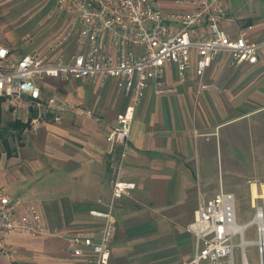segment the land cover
Segmentation results:
<instances>
[{"label": "crops", "instance_id": "obj_1", "mask_svg": "<svg viewBox=\"0 0 264 264\" xmlns=\"http://www.w3.org/2000/svg\"><path fill=\"white\" fill-rule=\"evenodd\" d=\"M152 1L164 12L190 10L176 0ZM222 1L226 15L221 29L229 38L244 33L249 41L264 40V0ZM70 43L30 53L54 62L64 53L78 52L75 40L73 48ZM198 61L194 51L185 82L168 65L164 80L171 92L147 90L136 108L122 166L121 148L107 136L131 101L116 80H46L41 84L44 99L57 95L79 109L93 110L95 118L69 113L56 124L49 114L33 132L29 123L37 115L35 106L14 108L25 129L21 144H8L9 153L4 146L0 155V187L37 206L48 230L97 238L103 220L93 212L107 210L116 179L134 183L136 188L114 203L110 264L189 263L195 238L187 227L198 200L214 199L221 191L234 196L235 208L245 205L251 214L240 226L254 225L257 208L264 214V49L256 63L239 66L230 65L228 54L218 55L203 76L204 84L216 88L199 89ZM12 237L30 239L39 248L30 255L16 251L14 264L80 263L63 240L20 234L7 240Z\"/></svg>", "mask_w": 264, "mask_h": 264}, {"label": "built area", "instance_id": "obj_2", "mask_svg": "<svg viewBox=\"0 0 264 264\" xmlns=\"http://www.w3.org/2000/svg\"><path fill=\"white\" fill-rule=\"evenodd\" d=\"M176 3L189 6L190 10L164 12L152 0H57V12L70 18L73 25L51 50L62 47L74 34L78 52L64 53L54 62L37 53L13 60L10 50L0 45V99L15 109L27 108V103L35 106L37 115L29 123V131L35 132L49 114L56 124H62L69 113L95 118L93 110L79 109L69 101H60L57 95L44 99L41 84L46 80L90 77L116 80L131 101L126 112L117 116L107 136L108 142L121 148L122 166L130 150L136 108L147 90L152 88L156 94L172 91L164 80L168 65L174 66L178 79L185 82L195 51L199 57V89L205 90L216 88L204 84L203 76L218 55L228 54L230 65L239 66L256 63L258 53L264 49V40L249 41L244 33L231 39L221 29L226 15L222 0H176ZM135 188L134 183L115 180L107 210L93 212L103 220L98 237L93 238L48 230L37 206L13 198L0 187V253L13 256L15 251L6 246V240L20 234L65 241L68 254L79 264H110L116 234L114 203ZM260 218L263 221L264 214L257 208L255 221ZM247 227L236 222L233 195L221 191L211 200L200 197L195 219L187 227L195 238V253L187 264H235L237 247L241 249L242 264H249L245 252L249 245L258 248L260 264H264V226L257 225L259 238L255 243L245 240Z\"/></svg>", "mask_w": 264, "mask_h": 264}, {"label": "rangeland", "instance_id": "obj_3", "mask_svg": "<svg viewBox=\"0 0 264 264\" xmlns=\"http://www.w3.org/2000/svg\"><path fill=\"white\" fill-rule=\"evenodd\" d=\"M55 3L56 0H0V45L8 47L17 58L34 50H50L49 47L67 36L73 25L70 18L57 12ZM68 39L71 43L67 46L73 48L75 35ZM14 111V108L3 110L0 119V155L5 153L3 139L12 146H18L22 141L19 134L8 126L20 116ZM245 207L242 204L236 206L238 225H243L251 217ZM258 236L257 225L254 224L246 229L244 238L247 242H257ZM236 244H239V238L236 239ZM6 246L13 248L15 253L24 250L29 255L39 249L30 239L24 237L9 238ZM245 252L249 264H260L261 256L256 246H247ZM13 257L14 255L9 258L0 253V264H14ZM15 264H19L18 261ZM235 264H242L240 247L235 249Z\"/></svg>", "mask_w": 264, "mask_h": 264}, {"label": "trees", "instance_id": "obj_4", "mask_svg": "<svg viewBox=\"0 0 264 264\" xmlns=\"http://www.w3.org/2000/svg\"><path fill=\"white\" fill-rule=\"evenodd\" d=\"M3 103H4V100L0 99V119L2 118V114H3V107H2ZM8 126H9L10 130H13L14 132L18 133L20 138L22 137V134H23L24 129H25V125L22 124L19 120H14V121L10 122L8 124ZM6 141H7L6 139H3V144L5 143L4 144L5 149L9 153L8 147H7L8 143H6Z\"/></svg>", "mask_w": 264, "mask_h": 264}, {"label": "bare ground", "instance_id": "obj_5", "mask_svg": "<svg viewBox=\"0 0 264 264\" xmlns=\"http://www.w3.org/2000/svg\"><path fill=\"white\" fill-rule=\"evenodd\" d=\"M255 224L256 225H259V226H263V221H262V219L260 218V219H257L256 221H255ZM241 231H243V229H240Z\"/></svg>", "mask_w": 264, "mask_h": 264}]
</instances>
